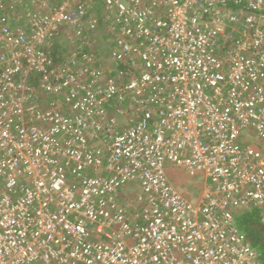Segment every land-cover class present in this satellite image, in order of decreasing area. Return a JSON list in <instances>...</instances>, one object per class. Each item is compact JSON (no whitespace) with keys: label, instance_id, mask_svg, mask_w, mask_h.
I'll return each instance as SVG.
<instances>
[{"label":"built area","instance_id":"obj_1","mask_svg":"<svg viewBox=\"0 0 264 264\" xmlns=\"http://www.w3.org/2000/svg\"><path fill=\"white\" fill-rule=\"evenodd\" d=\"M92 1L107 62L54 64L57 33L94 45ZM240 1L8 4L23 27L0 20V264H264L236 222L256 208L264 225V0Z\"/></svg>","mask_w":264,"mask_h":264},{"label":"trees","instance_id":"obj_2","mask_svg":"<svg viewBox=\"0 0 264 264\" xmlns=\"http://www.w3.org/2000/svg\"><path fill=\"white\" fill-rule=\"evenodd\" d=\"M0 20L3 24L8 25L12 30H15L16 27H23L21 26L22 20H15V15L10 13V9H8V4L10 2H13V5L19 7V3H17V0H0ZM51 2H54V4L57 5L58 2L61 0H50ZM85 1V0H81ZM80 2V1H79ZM90 2V1H89ZM88 11L92 10V12L99 18V25L96 27V31L103 32V38L108 43V45L112 46L113 42L110 36H108L107 28L105 25V22H102L103 18V10H101L99 7V3H95L92 1V3L89 4ZM236 8L240 9L242 12L245 11V14H251L254 11L250 10L249 8H246V1L241 0L239 4L231 3L228 6L229 10H235ZM255 13V12H254ZM256 13H262L264 14V5L263 8L260 11H257ZM235 23H231L230 27H228V31H233L232 27H234ZM85 29V36L87 39L92 41V36L95 34V29L91 30V28H88L86 24H84ZM64 32L63 33H57L53 35V38H51V45H49V53L51 54L54 64H58V61L62 60L63 57H65V54H70L72 52L76 53L77 58H79L83 53H86L89 48L94 49V45L88 46V44H83L80 42V40L72 43L69 38H64ZM60 36H63L62 38H59ZM110 38L111 41L107 38ZM95 43L94 41H92ZM100 44V43H99ZM226 46L228 44H225V46L221 49L222 51L226 49ZM109 48V47H108ZM105 48L102 47L100 44V48L95 49V52L99 57H103V59L107 62V55L105 52ZM108 50V49H107ZM110 62V61H109ZM133 69H131L127 64H121L118 63L114 66V72L119 74L121 79L126 80L131 75V72ZM42 79V76L40 73H36L33 76L29 77V82L33 85L35 88H39L40 81ZM45 94H41L38 97V100H41L43 97H45ZM47 97L52 98L53 95L49 94ZM117 101V100H116ZM114 106V103H112ZM117 104H122L121 101H118ZM108 108H112L110 105ZM236 222L238 227L241 229V231L245 234V239L249 242L250 245H252L258 252L259 258L264 262V225L260 221V214L259 211L256 208H253V210H247L241 212L237 218Z\"/></svg>","mask_w":264,"mask_h":264},{"label":"crops","instance_id":"obj_3","mask_svg":"<svg viewBox=\"0 0 264 264\" xmlns=\"http://www.w3.org/2000/svg\"><path fill=\"white\" fill-rule=\"evenodd\" d=\"M168 173H169V176L171 178V181L173 182L174 186H176L177 189H178L180 184H186L187 183V185L189 186L191 181L194 182L193 184H191L192 189H195L194 188L195 181L192 178L194 176L190 175L185 170L177 168V167L169 166L168 167ZM182 193L185 194L189 199H192L193 201L196 200V198H197L196 195L199 194L198 191H196V193H194L192 190L183 191Z\"/></svg>","mask_w":264,"mask_h":264},{"label":"rangeland","instance_id":"obj_4","mask_svg":"<svg viewBox=\"0 0 264 264\" xmlns=\"http://www.w3.org/2000/svg\"><path fill=\"white\" fill-rule=\"evenodd\" d=\"M103 34L104 33L101 32V31H96V28H95V34H94V36L91 37L92 38V41L95 42V43H93L94 44V49H97V48L99 49L100 48V44L102 45V47L107 46V43H106V41L103 38ZM62 37L63 36H60L59 38H62ZM64 38H66V37L64 36ZM65 55L68 56L69 54L68 55L65 54ZM193 183L194 182L191 181L190 184H189V186L187 185V183L186 184H180L179 187H178V189H179L180 192L192 190L194 193H196V189H192V185L191 184H193Z\"/></svg>","mask_w":264,"mask_h":264},{"label":"bare ground","instance_id":"obj_5","mask_svg":"<svg viewBox=\"0 0 264 264\" xmlns=\"http://www.w3.org/2000/svg\"><path fill=\"white\" fill-rule=\"evenodd\" d=\"M253 210V209H252Z\"/></svg>","mask_w":264,"mask_h":264}]
</instances>
